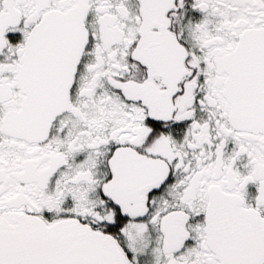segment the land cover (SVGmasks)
<instances>
[{
    "label": "snow or ice",
    "instance_id": "snow-or-ice-1",
    "mask_svg": "<svg viewBox=\"0 0 264 264\" xmlns=\"http://www.w3.org/2000/svg\"><path fill=\"white\" fill-rule=\"evenodd\" d=\"M0 264H264V0H0Z\"/></svg>",
    "mask_w": 264,
    "mask_h": 264
}]
</instances>
